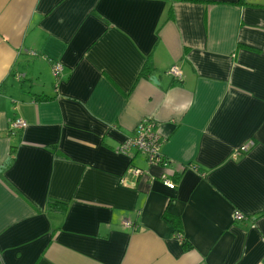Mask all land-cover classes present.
<instances>
[{
  "label": "crops",
  "instance_id": "crops-1",
  "mask_svg": "<svg viewBox=\"0 0 264 264\" xmlns=\"http://www.w3.org/2000/svg\"><path fill=\"white\" fill-rule=\"evenodd\" d=\"M0 264H264V0H0Z\"/></svg>",
  "mask_w": 264,
  "mask_h": 264
},
{
  "label": "built area",
  "instance_id": "built-area-1",
  "mask_svg": "<svg viewBox=\"0 0 264 264\" xmlns=\"http://www.w3.org/2000/svg\"><path fill=\"white\" fill-rule=\"evenodd\" d=\"M34 54V53H32ZM63 70V65L60 62H55L52 64L51 71L52 74L58 78ZM169 72L175 77L180 78L181 73L176 66H172ZM27 126V123L21 119L16 118L10 122V129H23ZM162 142V136L159 132L157 122L152 117L142 118L136 126L135 133L126 138V140L119 146L118 150L125 154H130L131 150H136L141 153L150 164H160L166 165L167 160L163 158L160 152V146ZM255 142L253 140H248L241 144L235 151V154L247 152L254 146ZM131 171L135 175L143 174L144 171L141 168L132 167ZM163 183L173 189L175 184L165 175L163 176ZM244 215L239 210H234L232 214L233 221H241ZM125 226H131V223L125 221ZM177 238L181 241L182 236L178 235Z\"/></svg>",
  "mask_w": 264,
  "mask_h": 264
},
{
  "label": "trees",
  "instance_id": "trees-1",
  "mask_svg": "<svg viewBox=\"0 0 264 264\" xmlns=\"http://www.w3.org/2000/svg\"><path fill=\"white\" fill-rule=\"evenodd\" d=\"M153 70H154V67H153L151 60L149 58H146L142 68L140 69V71L138 73V77H150L153 73ZM164 159H166V158H164ZM47 208L49 210H52V211L64 212L66 209V206H65V204L58 203L54 200H48ZM164 218L167 219L174 226L175 231H176V236H178V235L182 236V239L180 242L184 245L186 242H185V239H184L182 232H181L182 231L181 223H180V220L178 219V217H176L175 215L166 211V212H164Z\"/></svg>",
  "mask_w": 264,
  "mask_h": 264
},
{
  "label": "water",
  "instance_id": "water-1",
  "mask_svg": "<svg viewBox=\"0 0 264 264\" xmlns=\"http://www.w3.org/2000/svg\"><path fill=\"white\" fill-rule=\"evenodd\" d=\"M152 80H153L154 82H156V78H155V77H152Z\"/></svg>",
  "mask_w": 264,
  "mask_h": 264
}]
</instances>
